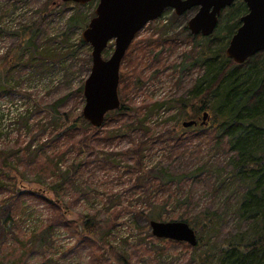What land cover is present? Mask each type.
Here are the masks:
<instances>
[{
  "label": "rangeland",
  "instance_id": "rangeland-1",
  "mask_svg": "<svg viewBox=\"0 0 264 264\" xmlns=\"http://www.w3.org/2000/svg\"><path fill=\"white\" fill-rule=\"evenodd\" d=\"M95 5L94 1L72 4L62 0H0V167L4 168L2 176L19 190L14 195L0 193L5 205L14 206L13 222L17 227L0 247V264H198L196 259L204 254L206 243L215 248L238 225L230 215L233 196L229 197V216L221 225L209 231L200 222L203 212L225 209L226 193L224 186L220 187L219 175L226 159L225 147L219 148L209 137H199L195 131L197 136L189 138L187 149L171 148L178 133H182L181 123L190 119L178 115L176 99L188 98L186 91L199 73L198 66L187 65L193 62V47L202 36L195 35L196 40H191L185 22L175 17L172 9L145 24L122 59L119 94L123 103L130 107L131 114L144 113L148 117L144 124H124L138 129L128 136L121 135L115 125L102 127V136L108 140L94 144L95 152L99 149L100 158L111 164L101 169L88 165L75 173L80 159L95 156H88L86 148H78V139L91 137L90 129L82 124L80 132L56 142L41 156L40 163L50 153L56 168L51 164L47 167L48 162L41 168L40 163L28 164L33 159L31 148L35 143L41 138L49 141L82 109L84 99L81 101L78 88L90 71L91 46L82 40L84 28L67 19L73 15L88 23ZM30 30L34 36L32 50L25 46ZM113 48L111 41L102 57L108 58ZM42 61L48 63L43 66ZM61 97L66 102L55 113L59 118L53 117L47 111ZM125 119L128 123L131 117ZM197 120H202V113ZM116 134L120 136L113 139ZM32 137L38 139L33 141ZM28 144L30 150L26 149ZM178 151L183 153L182 158L174 157ZM184 155L189 157L187 170L202 164L207 166L206 175L191 182H175L170 187L153 184L154 180L145 188L142 182L151 170L164 167L175 177L182 173ZM71 175L77 176L76 182L68 181ZM24 189L44 195L52 204L28 196ZM231 189L229 186V193ZM146 193L147 197L151 194L163 198L172 193L162 220L188 219L185 221L195 231L196 245L152 234L145 215L149 210ZM185 195L182 205L174 202L177 196ZM53 205L61 208L59 213L72 222L73 228L55 224L47 240L48 248L35 254L30 248L31 235L49 223L55 213ZM82 221H94L102 227L98 236L93 235L95 240L83 246L78 243V238L86 234Z\"/></svg>",
  "mask_w": 264,
  "mask_h": 264
},
{
  "label": "trees",
  "instance_id": "trees-1",
  "mask_svg": "<svg viewBox=\"0 0 264 264\" xmlns=\"http://www.w3.org/2000/svg\"><path fill=\"white\" fill-rule=\"evenodd\" d=\"M17 1L27 2L28 0ZM245 11L246 7L241 0L231 3L230 6L221 11L215 31L208 36H201L199 41L195 43L198 49L196 46L193 47L196 48L195 54L192 56L193 62L190 61L191 64L189 62L187 68L198 66L200 68L199 73L194 77L191 87L186 91L188 98L184 100H180V98L176 99L178 115L181 118L197 120L201 113L207 112L209 121H206L204 124H200L197 121L195 125L181 127L182 133H178L176 144L171 146L172 150L187 149V142L190 141L189 138L196 137L197 133L199 137H209L212 142L219 145V148L225 147L226 150V159L222 162L223 167L220 168L219 173L222 176H220V187L223 185L226 193V201L223 202L225 209L223 212H219L218 210L203 212L200 222L209 231L215 228L218 223L221 225L225 217L229 216V197L233 196L234 205L230 207V215L238 225L234 229V233L228 236L221 244L216 245L215 248L209 247L210 243H204V254L198 256L196 259V261L198 260V264H264V50L255 53L242 63L233 62L225 54L228 40L239 24L240 15L245 13ZM93 15L94 13L92 12L90 16L92 17ZM67 20L69 23L72 22V25L79 26L82 29L87 25L86 20L78 21L74 19L73 15ZM190 36L192 39H189L193 41L198 37L191 34ZM33 39V31L30 30L25 39V46H29L27 49H33L30 44ZM173 43L174 41L168 42V44ZM131 44L129 47H131ZM45 63L47 64L48 61H42L43 66L46 65ZM131 69L132 72L135 71L134 67ZM120 79L121 73L119 82ZM134 81L137 82V79H134ZM126 85L128 86V83ZM82 86L83 84L78 88L81 101H83ZM120 91L121 89L118 85V96L121 99H119V107L106 113V119L104 118L101 126L93 127L82 117L80 111L70 123L68 121L64 130H59L51 135L49 141L41 138V141H38L37 144L35 143L31 148L33 159L28 164L32 165L35 163L38 165L41 156L45 154L46 150H52L54 144L60 142L61 139L72 138L74 134L80 132L79 125L82 124V127L85 129H90L91 137L86 136L78 139L77 143L80 145L78 148H86L88 156H95L92 159H80L76 164L75 173L80 172L82 167L88 165L100 169L109 166L111 163L107 159L100 158L98 154L99 149L95 152V145L97 146L98 143H104L108 140L102 136V127L115 125L121 135L128 136L137 132L138 129L126 126L137 122H143L144 124V121L148 117L144 113H140V115L138 113L137 115L135 113L131 114L130 107H127L123 103V99L119 94ZM130 99L132 100V98ZM65 102L66 99L64 97L58 98L53 102V105H50L51 110L48 109L47 113L59 118L55 113ZM156 104L160 105L162 102ZM129 116L131 120L126 123L125 118ZM27 121L28 118L26 123ZM124 124L127 125L123 126ZM191 130L192 132H190ZM195 131L197 133L193 134ZM120 134L113 135V139L118 138ZM180 135H183V137H180ZM37 139L32 137L33 141ZM30 146L28 144L26 149L30 150ZM178 153L179 155H174L175 158L176 156L178 158L183 157L181 151H178ZM32 157L29 156V159ZM184 157L185 163L182 165L184 169L177 177L163 167L158 171H149L148 176L142 184L145 183L146 188V183H153L156 180V183L153 184L170 187L175 182H191L196 178L200 179L202 178L201 176L206 175L207 166L202 164L191 170H187L189 157L186 155ZM46 162L49 163L47 167L51 164L52 168H56V164H53L50 153L45 155L43 162L39 164V168ZM3 169V167H0V193L7 192L13 195L16 192L18 193L19 190L14 189V182L10 184L7 180L8 177L2 176L1 172H3ZM68 181L76 182L77 176L71 175ZM229 186L232 187L230 193ZM24 193L35 199L44 201L46 205L52 204L51 199L46 198L44 195L41 196L37 192L30 190L26 192L24 189ZM186 198L187 195L183 198L177 196L174 202L182 205L186 201ZM145 199L148 201L149 206V210L146 211L145 215L150 221L163 219L165 208L173 197L172 193H170L168 198L158 197L157 195L153 196L151 194L147 197L146 193ZM18 200L19 196L16 195L15 201L18 202ZM0 202L1 247V245L5 244V239L13 234V228L16 225L13 222L15 214L14 206L5 205L2 199H0ZM52 209L55 213L52 214L49 223L40 231H35L31 235L30 248L35 254H39L38 252L43 251L47 247V240H49L51 233L50 230L55 224H62L73 228L72 222L64 220L63 216L59 213L60 207L53 205ZM185 220L188 221L186 218ZM81 227L86 233L85 236L80 237L78 234V243L82 246L90 243L94 237L93 235L98 236L102 228L101 225H98L94 221H82ZM32 240L36 241L32 243Z\"/></svg>",
  "mask_w": 264,
  "mask_h": 264
},
{
  "label": "water",
  "instance_id": "water-1",
  "mask_svg": "<svg viewBox=\"0 0 264 264\" xmlns=\"http://www.w3.org/2000/svg\"><path fill=\"white\" fill-rule=\"evenodd\" d=\"M84 4L91 0H62ZM235 0H98L94 16L82 31V40L91 46V66L84 80L82 117L93 127H99L105 114L120 105L118 97L121 61L135 34L149 21L161 15L165 8L176 14L198 6L188 20L193 34H212L221 9ZM247 12L240 17L241 24L230 37L225 54L235 63H242L255 53L264 50V0H242ZM113 41V51L108 58L102 52ZM207 113L202 115V123ZM196 124L183 121L184 127ZM151 232L158 238L197 243L194 229L183 220H150Z\"/></svg>",
  "mask_w": 264,
  "mask_h": 264
},
{
  "label": "flooded vegetation",
  "instance_id": "flooded-vegetation-1",
  "mask_svg": "<svg viewBox=\"0 0 264 264\" xmlns=\"http://www.w3.org/2000/svg\"><path fill=\"white\" fill-rule=\"evenodd\" d=\"M235 1H237V0H235ZM234 1V2H235ZM242 1V0H241ZM94 2L95 3H97V0H94ZM233 2V3H234ZM243 2V1H242ZM243 4L245 5V3L243 2ZM230 6V5H229ZM96 7V6H95ZM228 6H226V7H224L223 9H221V11H223L224 9H226ZM245 7H246V11H245V13L247 12V6L245 5ZM166 9H172L173 11H174V9L173 8H165L164 9V11L166 10ZM197 9H198V6H195V7H191V8H189V9H187V10H185L184 12H182L181 14H176L175 13V11H174V16L175 17H180L184 22H185V27H187V31H188V33L189 34H191V35H202L201 33H198V34H193L191 31H190V29L188 28V25H187V23H188V20L195 14V12L197 11ZM163 11V12H164ZM221 11H220V13H221ZM220 13L218 14V16H217V22H218V19H219V15H220ZM245 13H243L242 15H244ZM242 15H240V17L242 16ZM162 16V15H161ZM240 17H239V24L237 25V27L235 28V30L233 31V33L237 30V28L240 26V24H241V21H240ZM217 26V25H216ZM186 29V28H185ZM215 29H216V27L214 28V30H213V32L215 31ZM232 33V34H233Z\"/></svg>",
  "mask_w": 264,
  "mask_h": 264
}]
</instances>
